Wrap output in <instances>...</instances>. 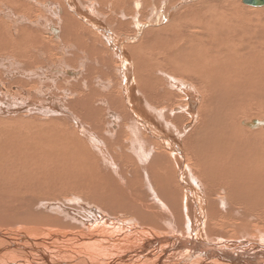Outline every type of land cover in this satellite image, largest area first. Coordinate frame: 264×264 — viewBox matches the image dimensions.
<instances>
[{
  "label": "bare ground",
  "instance_id": "6f19581e",
  "mask_svg": "<svg viewBox=\"0 0 264 264\" xmlns=\"http://www.w3.org/2000/svg\"><path fill=\"white\" fill-rule=\"evenodd\" d=\"M58 1L0 0V52L90 62L108 86L116 56L123 64L119 108L131 125L116 130L112 112L104 133V89L87 84L88 69L80 79L83 68L69 71L80 80L79 96L68 97L97 136L73 132L68 123H36V132L1 123L0 264H264V117H245L264 108V6ZM164 79L193 107L199 97L190 84L202 92L200 122L183 136L172 128L183 117L150 107L170 98ZM108 90L107 97L117 96ZM193 107L188 113L196 118Z\"/></svg>",
  "mask_w": 264,
  "mask_h": 264
},
{
  "label": "rangeland",
  "instance_id": "374dc122",
  "mask_svg": "<svg viewBox=\"0 0 264 264\" xmlns=\"http://www.w3.org/2000/svg\"><path fill=\"white\" fill-rule=\"evenodd\" d=\"M243 1L244 0H241V1L240 0H232V3H233L232 6H236V7H238V9L240 7H242V8H244V7H247V8L253 7V8H249L252 11H257L256 9H254V7H262V6H264V0H262L263 3H260V4H258L256 0H255L254 4H248L246 1H244V4H243ZM177 2H179V1H177ZM196 2H204V0H199V1L195 0V1L190 2L189 5L190 4H194ZM58 3L61 5V7L65 6L64 1L60 0V1H58ZM252 5H255V6H252ZM177 7L178 6H176V8H175L176 11H175V14H173V17H175L179 13V9ZM260 11L264 12V7L260 8ZM166 12H167V10L165 11V13ZM253 13L255 14V13H258V12H253ZM106 16H107V14H106ZM51 19H53V18H51ZM104 21L106 22V19H104ZM114 25H116L115 22H114ZM131 26L133 28V25H131ZM238 29L242 30V28H240V27ZM125 33L128 34V36H129V34H130V36L134 35V33H131V32H126L125 31ZM140 37H142V36H140ZM140 37H139V39L133 38V41L131 43H128L126 45V47L129 46V45L136 44V40H140ZM128 52H129V50H128ZM129 54H131V53L129 52ZM5 58L7 59V61H4V60H6ZM55 58H57V59L55 60ZM61 58L62 57L60 55H52L51 54L50 56L46 57L45 59H43L41 57L36 58V60L38 61V62H36L34 60H30L29 58H20L16 54H14V52H12V51L0 52V82L2 80V82H4L3 84H5L4 88H2V86L0 85V117H1L0 118V131L3 130V128H4V127H2L4 125V124L3 125L1 124L2 122L12 123V121L13 122L16 121L22 127L28 128V126H29L30 130L32 129L34 132L40 130L39 128H37L36 123H42L45 128H51V127H54L55 125L57 126L58 124L68 123L69 125H71L70 128L73 130V132L77 131V132H83V134H85V135L92 134V135H96L97 136V130H96V127H94L93 122H89L88 120H85L80 113H79V115L77 113L75 114V112H74V109H75L74 108V104L71 103L73 101V99L68 97L69 93L77 94L79 96V94L77 92H75V85L74 84H75V81H78V80L83 78V76L85 75L87 69L89 70V72L91 74V79H92V81L90 83H87V84L90 87H96V89H98L100 92L104 89V92H101V93H103V96H101L99 98L97 97L99 99V102L97 101L99 103L98 105H101L103 107L102 109L105 108L104 113H103V110L100 112V115L103 114V119H105L104 120V126H106V127L103 126L104 127V133L108 132L107 129L110 126L109 124H113L114 123L113 125H114L116 130L117 129L119 130L120 127L123 126L124 123L126 125H128V124L131 125L130 121H126L125 117L121 113L124 108L123 107L119 108L120 104L122 103L121 102L122 99H121V92H120V89H121L120 80L121 79L118 76L117 68L121 69L123 67L122 61L119 62V59L115 56V59L113 58L114 63L113 64L110 63L111 67H108L107 71L110 72L112 70L111 73H110L111 76H112V77L110 76L112 78V80L109 79L108 81L109 82H113L114 84L110 85V83H109V86H108L107 83H106L107 79L105 77H103V74H101L100 72H96L97 69L93 68V66H89L92 63L88 62L87 65L84 66V65H82V63L78 62L77 64L74 65L72 63H69L66 59L64 60V59H61ZM1 59H3V60L1 61ZM58 59H60L62 61L64 60V61L63 62L62 61H58ZM16 60H18L19 62L16 61ZM11 61L12 62L15 61L16 64L14 62L12 63ZM138 61H140V55H139V60ZM50 63H52L51 67L52 68L55 67L54 70L58 69V71L56 70V71L52 72L51 71L52 69L51 70L49 69V68H51V67H49ZM60 63H62V64H60ZM66 63H67V65H66ZM17 64H19V65H17ZM21 64L23 66H20ZM54 64H55V66H54ZM62 65L65 66L68 71L65 69L66 70V72H65V70H63ZM9 66H12V68L9 67ZM44 66H46V67H44ZM68 66H71V67H68ZM45 68H48V69L45 70ZM71 68H72V70H80L81 68H83V69H81V71H82V73L80 74L81 76L79 75L80 79H77L78 76H75L74 74L71 75L73 73V72L70 73L71 72ZM41 69L42 70L44 69V70L42 71ZM162 70L165 71V68H162ZM23 72H25V73L23 74ZM45 72L48 73V75ZM159 72H161V71H159ZM165 72H167V69H166ZM9 73L12 74L13 77ZM49 73H51L50 74L52 76L51 79H49ZM17 74H19V75L17 76ZM43 74H46V75H43ZM5 75H6V77H5ZM24 75H25V78H24ZM98 75L100 77L97 78ZM28 76H31V77H28ZM44 76H47L48 78L45 77V79H43ZM54 77H56V78H54ZM59 77H60V79H58ZM174 77L177 79L176 76H174ZM53 78L56 79L55 80L56 81L55 84L52 83L53 80H54ZM182 78H184V77H182ZM48 79L51 80V81H48ZM98 79H101V80L98 81ZM11 81H13V82H11ZM64 81H65V83H64ZM68 82H69L70 86H69ZM38 83H40L41 85H39ZM98 83L100 85H105V84L106 85L103 86L104 88H102V87H100L98 85ZM102 83H105V84H102ZM183 83H188V81H184L183 80ZM35 84H36V87H35ZM45 84L48 85V86H46ZM67 84H68V86H67ZM53 86H54V88H53ZM106 86H108V87L106 88ZM160 86H162L165 89L164 92H168V94H170V98L169 99L168 98L163 99V104L161 106H158V104H154V103L152 104L151 103L150 107L153 110L157 111V112H160V111L164 112L165 111L166 114H169V113L173 112V114L179 115L180 117H183V118H181V120H179L178 123L177 122H174V123L171 122L172 125H173L172 128H174L175 130H177V132H179V136H183L184 135L183 133H187V132L192 131L198 125V122H200V119H201L200 118V114H201L200 107H201V104H202L201 102H202V99H203V95H202V92L200 91V89L197 86H195L193 83L190 84V86L192 88H194L195 92L198 94V97H199V100L197 101V106H195L196 107V109H195V107H193V105H191V101H189V105H188V101L184 97L185 95H182L183 93L180 92V90L175 85H171L168 80L164 79V81H162V84ZM109 87L113 88V92L114 93L118 92L117 96H113L112 99L107 97L106 94H105V93H107V94L112 93L110 90L107 91V89ZM1 88H2V90L3 89L4 90L2 91ZM59 88H62V89H59ZM27 91H28V95H26ZM20 93L25 95V96H27V97L24 98V96L21 95ZM8 94L11 95V96H14V102L9 100L8 98H6V97H9ZM32 96H33V98H32ZM47 96H49L51 98L54 97L53 101L49 102ZM63 96H64V98H63ZM21 97H22V99H21ZM171 97H173L175 99L172 98V101H170ZM23 99H25V100H23ZM103 99H104V101H103ZM200 100H201V102H200ZM25 103H26V105H25ZM39 104H41V105H39ZM187 105H188V108H190L192 106L195 109V111L197 110L196 111L197 113L195 112L196 113L195 114L196 118L190 117V113H188ZM63 106H66L68 109L66 107L62 108ZM28 107H31L32 109H30V108L28 109ZM39 107H40V109H39ZM56 107L58 108L59 111L57 110ZM60 107L63 110L60 109ZM177 108H179L181 111L180 112H176ZM65 109H67L68 111L66 110V112H65ZM17 110H19V111H17ZM112 112H116L115 114L117 115V119H116L117 122L111 123L112 120L110 119L111 118L110 115H111ZM72 113H74L76 115L78 121L80 120L79 121L80 124L78 126H77L78 122H75L74 119H72L73 117H71ZM120 114L122 116L121 119H120ZM19 117H21V118H19ZM55 117H56V119H55ZM245 117L247 119H252V118H255V117L263 118L264 117V108L255 107ZM51 118L54 119V120H52ZM18 119H19V121H18ZM67 119H69V120H67ZM21 120H23V121H21ZM22 122H23V124H22ZM25 123H26V125H25ZM185 127H187V128H185ZM80 128H82V129H80ZM178 129H179V131H178ZM84 130H85V132H84ZM87 131H89L90 133L87 132ZM102 132H103V128H102Z\"/></svg>",
  "mask_w": 264,
  "mask_h": 264
},
{
  "label": "water",
  "instance_id": "95a60500",
  "mask_svg": "<svg viewBox=\"0 0 264 264\" xmlns=\"http://www.w3.org/2000/svg\"><path fill=\"white\" fill-rule=\"evenodd\" d=\"M247 2H252V3H255V0H246ZM248 4H251V3H248Z\"/></svg>",
  "mask_w": 264,
  "mask_h": 264
}]
</instances>
